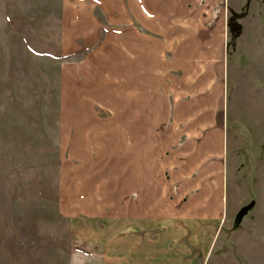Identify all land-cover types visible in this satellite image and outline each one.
<instances>
[{"label": "rangeland", "instance_id": "1", "mask_svg": "<svg viewBox=\"0 0 264 264\" xmlns=\"http://www.w3.org/2000/svg\"><path fill=\"white\" fill-rule=\"evenodd\" d=\"M150 1L149 74L145 67L144 79L135 87L144 90L145 84L151 94L144 100L141 96L140 120L150 121L152 177L160 170L159 158L168 153L169 175L176 170L178 180H208L202 170L210 161L198 159L200 152L190 155V147L181 149L186 141L182 133L185 124L199 118L223 119L228 214L240 217L249 201L256 202L243 220L257 225L264 218L258 205L264 202L258 189L264 184V81L253 75L255 66L240 77L238 72L251 64L244 57L239 60L243 25L258 23L264 30V0H180L182 15H171L173 9L162 5L164 1ZM127 4L0 0V264H79L78 248L94 252V245L79 239L80 222L94 212L96 203L109 205L114 186L125 182L116 158L119 162L126 157L128 132H133L127 127L132 112L123 110L127 86L132 85L126 64L116 70L121 64L116 63L112 39L114 26L129 19ZM67 20L73 28L64 36ZM199 25H220L235 52L224 116L212 102L216 95L208 70L174 62L180 44L176 38L196 33ZM118 96L125 99L119 111ZM161 131L172 141L163 139ZM62 201L76 213L65 210ZM28 224L37 228L44 243L33 262L26 244L13 256L5 246L12 235L22 239Z\"/></svg>", "mask_w": 264, "mask_h": 264}, {"label": "crops", "instance_id": "2", "mask_svg": "<svg viewBox=\"0 0 264 264\" xmlns=\"http://www.w3.org/2000/svg\"><path fill=\"white\" fill-rule=\"evenodd\" d=\"M126 1L129 19L114 26L112 37L116 43V63L121 64L117 65L116 70L119 71L122 67L124 69L126 64V78L132 85L127 86L128 103L123 110L132 112V117L127 114L129 119L132 118L127 120V127H132L133 132H128L126 157L119 159V162L116 158L118 175L125 177V182L114 186L116 195L111 197L109 205L96 203L94 212L89 213L88 217L83 216L79 239L94 245V252L84 249L79 254V264H264V218H260L255 225L253 221L243 220L245 214L240 217L235 215L234 218L228 214L225 170L227 133L223 119L216 121L199 118L185 124L186 128L182 133L186 135V141L182 143L181 149L190 147V155L200 152L202 155H198V159L210 161L206 169L202 170L207 171V176H202L210 177L208 180L202 183L198 179H191L189 183L185 179L178 180L176 170L169 175L168 171L172 170L165 164L168 153H165L164 158H159L162 162L160 170L152 177L150 121L147 124L140 120L141 112H144L141 101L151 94L145 92V84L144 90L135 87L141 76L144 79L145 67L146 74H149L151 1ZM160 1H164L162 5L169 4L173 9L171 15L184 14V9L177 5L180 0ZM215 8L213 6L211 11ZM66 23L64 36L65 32L67 35L73 28L70 21L67 20ZM199 26L195 29L196 33H181L176 38L174 42L180 44L174 62L188 64L186 67L193 69L196 65L198 72L208 70L207 74L212 80L211 88L216 95L212 102L216 104L217 114L222 111L224 116L228 73L232 70L235 52L228 48L220 25L213 28ZM81 27L79 24L74 28L80 33ZM263 32L258 23L253 27L243 25L239 60L243 61L244 57L252 65L250 64L249 69L247 66L245 69L244 66L241 67L239 77L247 70L251 72V67L255 66L253 75L264 81ZM123 98L118 96L117 111L122 108ZM197 102L201 104V99ZM160 134L163 139L168 136L167 132L161 131ZM168 138L171 142L172 138ZM258 189L264 192V184H259ZM256 204L249 201L245 207L246 212ZM258 205L259 208H264L263 201ZM61 206L65 210L69 209L70 214L76 213L66 201H62Z\"/></svg>", "mask_w": 264, "mask_h": 264}, {"label": "trees", "instance_id": "3", "mask_svg": "<svg viewBox=\"0 0 264 264\" xmlns=\"http://www.w3.org/2000/svg\"><path fill=\"white\" fill-rule=\"evenodd\" d=\"M21 237L22 239H18L16 235H12L10 239L6 241L5 246L9 249L10 255L13 256L17 248H20L22 244H26L28 246V254L33 262L35 260L33 257L36 250L44 247L43 239L33 224H28L27 229ZM78 250L82 253L84 252V249L78 248Z\"/></svg>", "mask_w": 264, "mask_h": 264}, {"label": "water", "instance_id": "4", "mask_svg": "<svg viewBox=\"0 0 264 264\" xmlns=\"http://www.w3.org/2000/svg\"><path fill=\"white\" fill-rule=\"evenodd\" d=\"M246 210H247V208L244 209V211L242 212V215L245 214ZM242 215H241V216H242Z\"/></svg>", "mask_w": 264, "mask_h": 264}]
</instances>
